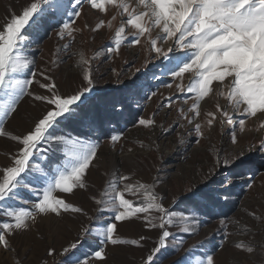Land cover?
Returning a JSON list of instances; mask_svg holds the SVG:
<instances>
[{
	"label": "snow or ice",
	"instance_id": "6c2138e0",
	"mask_svg": "<svg viewBox=\"0 0 264 264\" xmlns=\"http://www.w3.org/2000/svg\"><path fill=\"white\" fill-rule=\"evenodd\" d=\"M85 5L95 10L97 22L94 27L85 22L83 28H77L76 20ZM55 17H67L57 31L60 39L68 37L72 41L74 33L84 29L99 33L105 27L114 28V47L107 49L109 54L125 45L146 46V51L166 61L161 76L171 77V82L163 86L174 87L175 94L164 97L151 116L139 117L138 126L155 129L160 108L171 110L179 100L182 106L177 109L178 118L173 124L184 128L180 123L184 120L191 125L188 134H194L196 144H200L204 135L203 124L211 128L218 117L222 125L231 126L230 139L237 144V128L243 132L246 119L264 117V0H35L23 7L19 15L11 13L0 25V137L14 144L6 163L0 165V249L16 252L13 241L29 232L38 216L63 219L68 214H80L90 222L95 221V226L91 223L79 226L73 240L61 248L64 259L60 264H106L109 245L143 249L152 239L148 235L136 239L120 237L119 225L131 223L135 218L148 232L157 231L155 246L142 256L141 264H158V254L167 248V241L174 235L169 226L178 217L195 224V211L218 196L216 189L209 188L216 172L227 170L220 181L224 185L220 191L227 194V199L234 184L231 177L239 175L233 170L251 165L252 161L243 151L231 158L224 156L222 150L217 151L213 169L204 177L203 187L208 191L189 187L184 200L190 207L181 212L164 206V182L159 177L151 183H129L131 175L117 170L106 173L109 178L100 198L90 197L99 206L96 212L101 215L89 216L82 206L68 202L67 197L74 196L76 191L89 190L88 176L100 160L99 142L83 138L99 125L97 118L84 110L95 88L91 61L98 53L90 59L83 52L79 54L76 67L83 66L78 73L79 83L63 91L52 70L37 69L29 54L35 42L33 34L39 32L45 19ZM117 17L119 23L115 24ZM70 47L71 43H66L62 50L67 52ZM185 74L189 79L187 85L183 83ZM142 88L143 82L124 100L109 101L110 111H123ZM155 95L156 92H151L146 98L150 100ZM26 97L41 109L26 128L9 131L7 124L20 114ZM213 97L217 99L215 110L204 112L201 122L202 102L207 103ZM219 98H224L227 104H220ZM260 127L264 128V119ZM166 130L171 132L175 127ZM76 132L79 134L74 135ZM177 136L183 143L182 134L178 132ZM122 137L123 133L113 132L110 141L115 145ZM259 150L264 153V139L259 141ZM245 183L252 188V183ZM129 195L136 199L127 198ZM173 201L178 206L175 197ZM185 212L192 215L184 216ZM104 213L107 218L101 219ZM251 215L264 226V215L256 216L254 212ZM220 224L227 228L225 221ZM183 231L190 229L185 227ZM228 237L225 231L224 239ZM85 246L92 251H81ZM236 247L248 254L256 251L254 246ZM198 248H202V243L192 245L180 264H215L213 254L200 252L197 256ZM45 254L52 257L56 249L47 246ZM16 264L23 261L18 259Z\"/></svg>",
	"mask_w": 264,
	"mask_h": 264
},
{
	"label": "rangeland",
	"instance_id": "374dc122",
	"mask_svg": "<svg viewBox=\"0 0 264 264\" xmlns=\"http://www.w3.org/2000/svg\"><path fill=\"white\" fill-rule=\"evenodd\" d=\"M31 1L0 0V25L5 23L11 13L19 15L22 8ZM94 13L95 10H90L85 5L75 27L83 28L85 22L94 27L98 19ZM63 19L59 17L45 19L39 32L33 34L32 39L35 42L30 46L29 54L35 59L37 69L50 68L61 89L67 91L79 83L78 73L83 67H76L79 54L83 52L85 58L90 59L94 53H98L91 61L95 88L91 98L85 102L84 110L90 116L96 117L99 125L90 136L83 138L99 142L100 160L97 168L88 176L89 190L76 191L74 196L67 197L68 202L82 206L89 216L101 215L96 212L99 206L90 197L100 198L105 182L109 178L106 173L117 170L120 174L131 175L129 183L137 181L151 183L153 178L159 177L164 182V206L181 212L185 207H190L184 200L189 187L195 186L201 188L203 192L208 191L203 187L204 177L213 169L217 151L222 150V154L229 158L243 151L252 164L233 170L238 171L239 175L231 177L234 181L231 195L225 199L227 194L220 191L224 187L220 181L227 170L217 171L209 188L216 189L218 196L195 211V224L180 220L178 217L176 223L169 226L168 230L174 235L167 241V248L158 254V264H180L187 250L192 245L201 243L202 248L197 249L196 255H200V252L213 254L215 264H264V226L251 215L253 212L256 216L264 215V165L261 164V161H264V153L259 150V141L264 139V128L260 127L261 119L264 117L246 119L244 131L241 132L237 128V144L231 142V126L227 123L222 125L219 117L211 128L206 123L203 124L204 135L200 144H196L194 134L193 136L188 134L191 125L184 120H180L184 128L173 124L178 118L177 109L182 106L179 100L171 110L160 108L156 117L158 126L155 129L138 126L136 120L139 117L151 116L164 97L175 94L174 87L169 89L163 86L171 82V77L161 76L166 61L146 51V46L125 45L109 54L107 49L114 47V28L105 27L99 33L84 29L74 33L75 39L72 41H69L68 37L60 39L57 31ZM114 23H119V17ZM66 43H71L67 52L62 50V45ZM58 49L60 51L57 54ZM54 60H58L59 63L53 64ZM154 75L155 79L152 78ZM142 82V90L139 95L128 101L129 106L120 112L110 111L109 101L124 100L127 95L135 92L137 85ZM183 83L185 85L189 83L188 74L184 75ZM151 92H156V95L149 100L146 94ZM216 102L215 97L207 99V103L202 102L201 122L204 121V112L215 110ZM219 103L226 105L227 101L219 98ZM183 107L187 110L186 105ZM40 109L41 106L26 97L21 103L20 114L9 121L6 127L9 131L23 130L31 118L38 115ZM228 110L231 112V107ZM161 124L163 128L159 127ZM170 126L175 127V130L167 131ZM84 131L86 132L87 128ZM113 132L123 133L122 139L115 145L110 141ZM178 132L182 134L183 143L177 136ZM129 148L133 151L129 152ZM12 150L13 142L6 137H0V165L6 163V157ZM245 181L252 183L251 189ZM174 197L178 206L174 205ZM127 198L136 199L132 195ZM189 215L192 213H184V216ZM106 218L107 213H104L101 219ZM221 220L225 221L226 229L221 226ZM90 223L95 226V221L90 222L87 216L80 214H68L63 219L38 216L31 230L18 235L13 241L16 252L0 249V264H16L18 259L22 260L23 264L45 262L60 264L64 259L60 255L61 248L73 240L81 224ZM185 227L190 231H183ZM193 230L194 234H191ZM225 231L229 233L227 240L224 239ZM119 234L122 239H136L139 235H148L152 239L143 249L128 245L117 247L109 245L106 264H141L142 256L149 248L155 246L153 241L157 237L156 230L148 232L142 227V222L135 218L131 223L119 225ZM237 244L254 246L256 251L248 254L238 249ZM47 246L56 249L54 256H46ZM81 251L90 252L92 249L85 246Z\"/></svg>",
	"mask_w": 264,
	"mask_h": 264
},
{
	"label": "bare ground",
	"instance_id": "6f19581e",
	"mask_svg": "<svg viewBox=\"0 0 264 264\" xmlns=\"http://www.w3.org/2000/svg\"><path fill=\"white\" fill-rule=\"evenodd\" d=\"M31 1V0H30ZM32 2V1H31Z\"/></svg>",
	"mask_w": 264,
	"mask_h": 264
}]
</instances>
